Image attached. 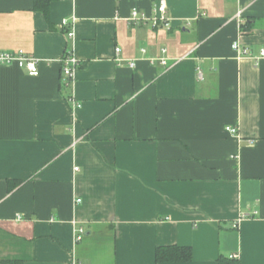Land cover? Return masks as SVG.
I'll list each match as a JSON object with an SVG mask.
<instances>
[{"label": "crops", "instance_id": "1", "mask_svg": "<svg viewBox=\"0 0 264 264\" xmlns=\"http://www.w3.org/2000/svg\"><path fill=\"white\" fill-rule=\"evenodd\" d=\"M34 1L0 0V50L39 60L0 65V264H264V58L232 48L264 49V0H165L170 28L160 0Z\"/></svg>", "mask_w": 264, "mask_h": 264}, {"label": "built area", "instance_id": "2", "mask_svg": "<svg viewBox=\"0 0 264 264\" xmlns=\"http://www.w3.org/2000/svg\"><path fill=\"white\" fill-rule=\"evenodd\" d=\"M147 20L148 18L145 15L143 16L138 10L133 11L131 18L132 22L139 24L140 22H145ZM152 20L154 25L162 22L166 28L171 27V19L167 15V5L165 0L159 1L155 10V16L152 18ZM67 24L68 22L65 21V25ZM68 35L69 37H74L75 33L72 29H70L68 31ZM232 48L239 58L249 57L256 61L264 58V49L261 50L259 55H253L248 48L243 47L238 41L233 42ZM116 50L117 53H119L121 49L117 48ZM167 62V59H161L162 64H167ZM151 63H154L153 59L151 60ZM133 64L134 63H131L132 66ZM0 65H13L22 69H26L31 76H37L39 74V60L34 55L28 54L23 50L14 52L0 50ZM78 65L79 59L75 55L69 54L63 59V74L65 79L68 80L69 83H73V81L75 80V72ZM198 77L200 80L204 79V73L202 70L198 71ZM226 130L233 135H237L239 133L238 128L234 126H227ZM75 170H78V167H76ZM80 201L81 200H78V202ZM83 234L84 230L82 228H79L76 231L75 241L79 242L82 239ZM68 264L82 263L76 256H73Z\"/></svg>", "mask_w": 264, "mask_h": 264}, {"label": "trees", "instance_id": "3", "mask_svg": "<svg viewBox=\"0 0 264 264\" xmlns=\"http://www.w3.org/2000/svg\"><path fill=\"white\" fill-rule=\"evenodd\" d=\"M56 0H35V10H38L47 16L50 5ZM247 26L244 25L243 29L246 30ZM192 249L188 246L170 245L160 246L156 251V258L158 262H181L189 261L192 259ZM219 264H239L235 259H222Z\"/></svg>", "mask_w": 264, "mask_h": 264}]
</instances>
